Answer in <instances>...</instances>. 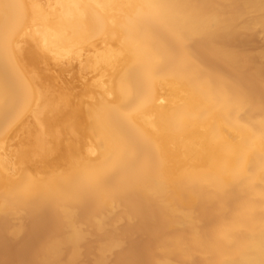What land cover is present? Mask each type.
I'll list each match as a JSON object with an SVG mask.
<instances>
[{
    "label": "bare ground",
    "instance_id": "obj_1",
    "mask_svg": "<svg viewBox=\"0 0 264 264\" xmlns=\"http://www.w3.org/2000/svg\"><path fill=\"white\" fill-rule=\"evenodd\" d=\"M257 32L264 0H0V224L44 209L35 264L157 223L146 264H264Z\"/></svg>",
    "mask_w": 264,
    "mask_h": 264
},
{
    "label": "rangeland",
    "instance_id": "obj_2",
    "mask_svg": "<svg viewBox=\"0 0 264 264\" xmlns=\"http://www.w3.org/2000/svg\"><path fill=\"white\" fill-rule=\"evenodd\" d=\"M263 33L257 32L249 37V43L245 45V50L251 53H256L258 50L264 49V37ZM251 43V44H250ZM77 72V69H75ZM74 87V86H72ZM76 87V86H75ZM42 211V212H41ZM44 209L37 212L38 215L36 221H34L35 231L32 234L25 232V228L32 224L30 220L26 219L21 222L22 229L18 234H11L10 230L15 226L13 221H6L0 224V264H35V258L42 250L45 241L52 236L55 224L49 222L48 215L44 213ZM143 215V210H141ZM40 216V217H39ZM27 221V222H26ZM26 222V223H25ZM148 228L146 233L139 237H131L128 242L121 246L118 251L122 254H126L127 259L124 264H146L145 257L150 253V238L155 234V231L159 228V223L154 225H146ZM41 228H45L46 232L41 233ZM9 232V233H8ZM23 237L26 243L15 246V240L18 236ZM31 238H38L40 243L36 247H29ZM117 251L112 252L103 264H118L117 263ZM83 258L84 264H90L94 255L87 253ZM90 261V262H89ZM91 263V264H92Z\"/></svg>",
    "mask_w": 264,
    "mask_h": 264
}]
</instances>
